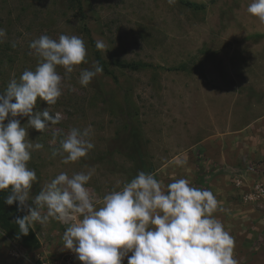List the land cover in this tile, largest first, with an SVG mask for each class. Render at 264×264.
Instances as JSON below:
<instances>
[{
    "label": "rangeland",
    "instance_id": "374dc122",
    "mask_svg": "<svg viewBox=\"0 0 264 264\" xmlns=\"http://www.w3.org/2000/svg\"><path fill=\"white\" fill-rule=\"evenodd\" d=\"M0 0V92L39 57L29 44L41 35L80 36L87 64L64 77L55 105L38 100L60 122L28 138L44 145L28 167L41 189L60 172L92 171L88 187L98 196L130 182L138 172L154 174L164 162L223 128L264 112V23L247 12L250 0ZM90 36L103 40L108 72L88 86L79 83L83 68L96 62ZM31 53V54H30ZM117 61L135 63L122 69ZM11 118V117H9ZM21 126L28 118L18 116ZM7 124V120L5 121ZM94 148L85 158L63 164L60 141L70 128H89ZM155 174V177H159Z\"/></svg>",
    "mask_w": 264,
    "mask_h": 264
},
{
    "label": "clouds",
    "instance_id": "9594fccd",
    "mask_svg": "<svg viewBox=\"0 0 264 264\" xmlns=\"http://www.w3.org/2000/svg\"><path fill=\"white\" fill-rule=\"evenodd\" d=\"M167 2L174 5L177 0ZM247 12L264 23V0H250ZM5 36L0 28V41ZM95 47L104 50L107 45L97 40ZM29 48L39 57L35 70H25L19 82L12 79L0 92V191L10 192L7 205L18 202V210L27 208L29 214L15 220L19 233L27 236L35 223L46 226L50 220L67 224L63 247L81 264H122L125 258L127 264H239L234 237L214 216L222 211L221 202L184 178L165 187L154 174L140 171L101 198L88 187L91 170L60 172L30 197L37 176L28 163L32 152L44 145L31 141L28 129L43 132L60 122L59 114H50L48 108L34 111L37 101L55 105L63 94L58 68L68 76L88 63V53L80 36L66 34L58 39L41 35ZM102 72L99 62H93L80 70L79 83L88 86ZM18 116L27 117V124L21 126ZM89 136L90 126L70 128L52 156L60 155L63 164L85 158L94 148ZM30 199L34 208L27 206Z\"/></svg>",
    "mask_w": 264,
    "mask_h": 264
},
{
    "label": "crops",
    "instance_id": "0c3cea01",
    "mask_svg": "<svg viewBox=\"0 0 264 264\" xmlns=\"http://www.w3.org/2000/svg\"><path fill=\"white\" fill-rule=\"evenodd\" d=\"M229 117L223 128L164 162L154 175H160L155 178L165 187L175 179L184 178L194 187L213 192L222 209L214 216L235 239L234 258L239 264H264V205L244 198L255 182L264 183V112L235 125L232 114ZM233 174L245 178L242 188L234 186ZM40 191L32 187L30 197L34 198ZM27 206L35 207L31 199ZM25 211L28 215L27 208ZM67 227L55 220L46 226L35 223L32 229L41 242L40 249L35 251L18 246L0 230V264H37L41 258L62 261L73 253L63 247L62 237ZM76 261L81 264L77 258ZM122 264H127V258Z\"/></svg>",
    "mask_w": 264,
    "mask_h": 264
},
{
    "label": "trees",
    "instance_id": "16d2710c",
    "mask_svg": "<svg viewBox=\"0 0 264 264\" xmlns=\"http://www.w3.org/2000/svg\"><path fill=\"white\" fill-rule=\"evenodd\" d=\"M180 2L186 6H191L197 9H205L207 5L205 4H197L192 3L185 0H180ZM76 3L80 10H82V1L76 0ZM264 35H258V38H262ZM95 40L90 36V45L92 46L94 57L96 61L99 62V64L104 68L106 72H108L107 69V63L103 60L101 51L98 50L95 47ZM116 65L122 69H131V70H137L139 68V65L135 63H126L117 61ZM10 194L9 191H0V230L4 232L9 238L14 240L18 246L28 250V251H35L40 249L41 242L34 232V230L31 228L29 230V234L27 236H24L19 233L18 225H16L15 220L17 217H23L26 214L25 209L24 210H18V202H15L13 205H7L6 204V198Z\"/></svg>",
    "mask_w": 264,
    "mask_h": 264
},
{
    "label": "built area",
    "instance_id": "2783aa9c",
    "mask_svg": "<svg viewBox=\"0 0 264 264\" xmlns=\"http://www.w3.org/2000/svg\"><path fill=\"white\" fill-rule=\"evenodd\" d=\"M231 179L234 186L237 187L238 189L242 188L245 185V178L240 174H233ZM244 198L247 202L259 206L264 205V183L260 181L255 182L251 187V189L244 194ZM14 255L16 257L19 256V254L17 253ZM37 264H79V263L76 261L75 255L73 253H69L67 254L66 257H64V259H62V261L41 258L38 260Z\"/></svg>",
    "mask_w": 264,
    "mask_h": 264
}]
</instances>
